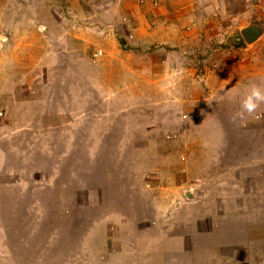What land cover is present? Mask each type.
Here are the masks:
<instances>
[{
    "label": "rangeland",
    "instance_id": "1",
    "mask_svg": "<svg viewBox=\"0 0 264 264\" xmlns=\"http://www.w3.org/2000/svg\"><path fill=\"white\" fill-rule=\"evenodd\" d=\"M227 2L205 48L140 55L139 0H0V264H264V104L236 115L264 9Z\"/></svg>",
    "mask_w": 264,
    "mask_h": 264
},
{
    "label": "crops",
    "instance_id": "2",
    "mask_svg": "<svg viewBox=\"0 0 264 264\" xmlns=\"http://www.w3.org/2000/svg\"><path fill=\"white\" fill-rule=\"evenodd\" d=\"M163 1L165 2L164 4L160 3L159 0V4L157 6H155L152 1H147L145 4H140L139 10L135 11L134 21L137 23V27L139 29L143 30L145 27H147V12L150 11L151 15H153L155 18V21L153 22L155 24H152V26H150L151 28L148 30L146 28L147 34H144L142 37L138 38V41L141 43V45H139L141 50L138 51V53H141L140 55H143L148 49L152 50L157 47H160L166 51H170L168 49L169 47L179 46V43H182L181 46L183 45L181 50L185 49V52L192 53L191 48L196 41L200 43V48L202 47L201 43H203L205 48L206 45L208 46L209 42L207 39L208 29L214 28V25L216 26V23L219 22L213 16L216 17L227 8V5H224L223 8L222 3L224 0ZM225 1L228 4L227 0ZM244 1L247 3V5L249 4L253 6V8L257 7L264 9V0ZM141 11L145 12L142 13ZM209 19L211 23L206 25V22H208ZM103 59V62H105L106 67L109 69L108 72L110 73L109 76L106 74V77H108L106 78L107 80H111L109 78H113V76H115L117 79L121 81L124 80L127 83L129 82V78L139 80L141 77H143L145 81L150 80V82H155L149 78L148 74H145L153 70V67L147 64V62L145 63L142 61V63L139 64L140 70H133L130 65H134L132 62L130 64L129 62H126L125 54H122L120 50H111V52H106ZM112 73H116L117 75L115 74L112 76Z\"/></svg>",
    "mask_w": 264,
    "mask_h": 264
},
{
    "label": "clouds",
    "instance_id": "3",
    "mask_svg": "<svg viewBox=\"0 0 264 264\" xmlns=\"http://www.w3.org/2000/svg\"><path fill=\"white\" fill-rule=\"evenodd\" d=\"M262 104H264V85L250 83L239 94V111L236 115L244 119L246 114L252 115Z\"/></svg>",
    "mask_w": 264,
    "mask_h": 264
},
{
    "label": "water",
    "instance_id": "4",
    "mask_svg": "<svg viewBox=\"0 0 264 264\" xmlns=\"http://www.w3.org/2000/svg\"><path fill=\"white\" fill-rule=\"evenodd\" d=\"M240 33L247 44H253L264 36V25L255 23L249 24L243 27ZM2 39H6V37L2 36ZM186 195L188 198L192 197L190 191H187Z\"/></svg>",
    "mask_w": 264,
    "mask_h": 264
},
{
    "label": "built area",
    "instance_id": "5",
    "mask_svg": "<svg viewBox=\"0 0 264 264\" xmlns=\"http://www.w3.org/2000/svg\"><path fill=\"white\" fill-rule=\"evenodd\" d=\"M147 1H148V0H139L140 4H145V3H147ZM151 1H152V3H153L155 6H157V5L159 4V0H151ZM153 24H155V23H153ZM102 53H103V52H101V51H97V52L95 53V56H96V57H100V56L103 55Z\"/></svg>",
    "mask_w": 264,
    "mask_h": 264
}]
</instances>
